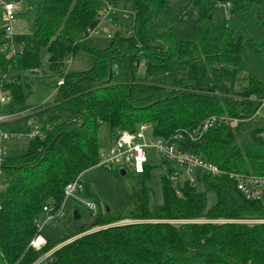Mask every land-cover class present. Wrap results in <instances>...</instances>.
<instances>
[{
	"label": "trees",
	"instance_id": "1",
	"mask_svg": "<svg viewBox=\"0 0 264 264\" xmlns=\"http://www.w3.org/2000/svg\"><path fill=\"white\" fill-rule=\"evenodd\" d=\"M120 1L133 11L132 31L112 30L104 49L83 44L104 4ZM196 1L190 40L175 37L179 20L170 18L168 0H35L31 27L23 25L25 30L13 37L16 52L11 56V43L0 30V83L10 91L0 113L30 112L0 129L28 133L37 126L43 133L30 139L25 154L6 155L0 163V181H7L0 190V264H264V193L247 199L227 175L198 173L195 185L174 183L169 176L176 165L158 158L164 167L162 203L150 209L148 157L128 195L134 209L123 215L102 211L81 181L82 173L97 163L98 130L104 124L115 134L146 124L152 137H171L182 151L222 170L264 176V126H245L264 99V79L242 77L244 47L259 51L264 44L243 38L230 26L233 14L256 9V21L264 28V0ZM217 2H230L231 13L213 22ZM42 50L47 52L44 67ZM78 51L94 56L92 67L67 71V61ZM242 80L245 84L237 87ZM38 89L52 91L51 102L30 103ZM212 115L240 121L235 128L216 122L192 141L188 134ZM74 180L81 185L76 196L97 203L98 211H89L88 226L58 242L47 239L34 250L29 242L38 233L43 207L58 209L66 185ZM205 191L216 196L208 208ZM95 227L101 228L89 231Z\"/></svg>",
	"mask_w": 264,
	"mask_h": 264
},
{
	"label": "rangeland",
	"instance_id": "2",
	"mask_svg": "<svg viewBox=\"0 0 264 264\" xmlns=\"http://www.w3.org/2000/svg\"><path fill=\"white\" fill-rule=\"evenodd\" d=\"M11 1L17 5L18 12L16 11V17L21 21L25 28L29 29L32 23L34 2L35 0H0V30L4 29L6 22L3 20V3ZM124 1H120L117 5L124 4ZM170 18L172 20H179L174 31V35L178 39L190 40L194 38L193 23L195 17H197L198 8L196 0H168ZM129 10V17H122V11L116 15L117 24H108L107 29L104 33L99 35L90 34L83 40V44L88 47L104 49L107 47L109 39L108 34H112V29L119 30L122 34H128L132 31V9L130 6L127 7ZM255 11L249 12H238L231 16L230 26L234 29L236 34L241 35L243 38L255 39L257 43L264 44V28L259 25L256 21ZM230 10L226 12L223 7L214 5L211 12L212 21L218 19H228L230 17ZM158 29L162 28V22L157 23ZM244 59L242 77L246 78L248 74H255L264 79V48L259 51H253L244 47L242 51ZM40 58L42 60V67L46 65L47 52L42 50L40 52ZM94 63V56L86 51H78L72 56L66 64L67 71L79 72L87 70L92 67ZM143 68H139L141 74ZM245 84V81H241L237 84V87ZM52 91L38 89L32 93L29 98L30 103L35 102H51ZM3 116L5 123L8 121L16 120L24 115L30 114V112H21L14 114L0 113ZM264 126V106L260 107L257 112V116L249 120L246 127L253 126ZM148 127H150L148 125ZM1 130V129H0ZM149 131L151 129L149 128ZM147 140H149L148 132L146 133ZM116 134L110 130L108 125H101L98 130V140L100 147H108L115 140ZM264 137V133L262 134ZM30 138L27 136H14L9 137L1 142L4 147L6 155L10 157H18L25 154L28 151ZM149 163L152 166L150 170V177L146 181V185L151 189V197L149 200L150 209L162 203V186L161 176L164 173V167L159 165V159L154 149H147ZM139 175L132 173L126 168V171L122 173L117 167L107 169L101 166H94L81 175V181L89 185L91 190L98 198V204L100 209L103 211L109 209L113 215H123L134 209V203L129 201L128 195L131 194L132 189L138 184ZM7 185V181L1 179L0 190ZM199 190L204 192L203 187L198 186ZM206 196V207H210L216 201L215 193L212 191H205ZM80 201H78V200ZM85 201L77 196H71L66 199L63 203L64 216L61 217L55 225L52 223H44L42 225L41 234L51 242L61 241L64 237L75 233L80 226H88L90 223L89 210L85 206ZM93 202V201H91ZM94 203V202H93ZM95 204V203H94ZM97 204V203H96ZM95 204V209H96ZM79 210V217L74 218L73 211ZM95 212L98 210H94ZM92 211V212H94ZM94 212V213H95ZM44 221V220H43ZM204 221V220H199ZM129 222L124 220L122 223ZM256 220H248L247 223H256ZM106 227V226H105ZM101 227H95L89 231L96 230ZM79 236V235H77ZM76 237V236H75ZM70 238L64 243H67L74 239ZM60 247V245H58ZM58 246L54 247L55 249ZM50 251L46 253L42 259L48 257Z\"/></svg>",
	"mask_w": 264,
	"mask_h": 264
},
{
	"label": "built area",
	"instance_id": "3",
	"mask_svg": "<svg viewBox=\"0 0 264 264\" xmlns=\"http://www.w3.org/2000/svg\"><path fill=\"white\" fill-rule=\"evenodd\" d=\"M215 5L218 7H223L226 12L230 10V2H217ZM3 20L6 22L4 28V38L11 43V52L9 56L16 52L14 46L13 37L23 31V25L16 18V5L15 3L8 1L3 3ZM115 8L109 3H105L98 13V23L95 27L88 29V34L99 35L106 31L108 24H115L113 22V17L115 16ZM122 17H129V10L127 7L122 10ZM133 13V11H132ZM109 36V34H108ZM6 47L3 49L5 50ZM18 51H22L20 45L18 46ZM7 76L3 75L1 80L5 79ZM61 83V82H60ZM10 91L2 87L0 83V106L9 102ZM264 106V99L260 101V107ZM259 107V108H260ZM258 112V111H257ZM257 112L254 116H257ZM3 121V116L0 114V123ZM240 120L227 117V116H216L212 115L205 118L198 128L192 133H189V138L194 141L200 139L204 133L211 128L216 122H222L228 124L231 128H235ZM148 132L149 140H147L146 133ZM149 127L146 124H139L135 132H129L127 130L119 131L115 140L108 147L100 148L98 152V160L95 166H101L107 169H112L117 167L122 172L129 169L132 173L139 175L144 172L145 164L148 161L147 149H154L157 157L160 159L164 157L172 161L176 165V169L170 174L169 178L172 182H189L191 185L196 184L197 174L201 173L205 176H220L227 175L229 178L233 179L236 183L237 189L244 195L245 198L250 200L260 199L264 193V176L261 175H247L242 173H237L233 171H225L220 169L216 164L209 162L198 155L182 151L176 142L170 140L171 137L155 138L152 137ZM14 136H27L28 138H34L36 136L43 137V133L34 126L32 130L28 133H18V132H5L0 130V163L3 161L6 153L1 142L9 137ZM176 138L181 136L177 135ZM81 190V185L77 180L66 185L64 189V201L71 196L76 195V191ZM180 193L179 191L177 192ZM79 198V197H77ZM63 201V203H64ZM85 206L91 210H95V204L91 201H85ZM62 205L55 209L53 206L43 207V217H41L37 222L38 233L30 240L29 246L34 250H39L42 248L46 240L41 236L40 230L44 223H52L53 225L64 216V208ZM44 220V221H43ZM260 222H264L261 220ZM53 250H50V253ZM48 253V252H47ZM49 253V254H50Z\"/></svg>",
	"mask_w": 264,
	"mask_h": 264
},
{
	"label": "crops",
	"instance_id": "4",
	"mask_svg": "<svg viewBox=\"0 0 264 264\" xmlns=\"http://www.w3.org/2000/svg\"><path fill=\"white\" fill-rule=\"evenodd\" d=\"M17 6V5H16ZM115 6V8L118 10V13H120V10L124 7V6H126V4L125 5H117V3L114 5ZM16 11L18 12V9H17V7H16ZM117 13V14H118ZM195 19H196V17H195ZM24 29V28H23ZM25 30V29H24ZM112 30H115V28L114 29H112ZM101 148H104V147H101ZM42 229V228H41ZM41 231V230H40ZM41 236L42 237H44L42 234H41ZM45 238V237H44ZM45 240H47L46 238H45ZM62 244H64V243H61V244H59L60 246L62 245ZM58 246V245H57ZM59 247V246H58ZM54 249V248H53ZM52 249V250H53Z\"/></svg>",
	"mask_w": 264,
	"mask_h": 264
},
{
	"label": "water",
	"instance_id": "5",
	"mask_svg": "<svg viewBox=\"0 0 264 264\" xmlns=\"http://www.w3.org/2000/svg\"><path fill=\"white\" fill-rule=\"evenodd\" d=\"M106 210H109V209H106ZM73 216H74V218L79 217V214L77 213L76 209L73 211Z\"/></svg>",
	"mask_w": 264,
	"mask_h": 264
}]
</instances>
